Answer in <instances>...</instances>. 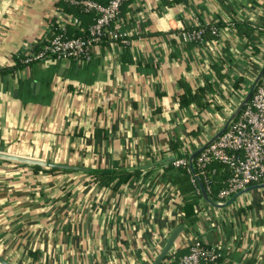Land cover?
Here are the masks:
<instances>
[{"label":"crops","instance_id":"obj_1","mask_svg":"<svg viewBox=\"0 0 264 264\" xmlns=\"http://www.w3.org/2000/svg\"><path fill=\"white\" fill-rule=\"evenodd\" d=\"M66 3L0 0V150L76 168L34 173L0 158V258L152 264L181 225L174 248L190 237L218 251L215 264H264V187L220 198L202 185L205 199L172 166L214 139L264 67V0H130L112 26L126 43L95 45L88 61L24 63L73 19ZM236 22L263 28L238 37ZM199 26L219 34L178 37ZM185 93L201 96L182 105ZM104 170L138 174L116 189L88 174ZM186 252L169 251L170 264Z\"/></svg>","mask_w":264,"mask_h":264},{"label":"built area","instance_id":"obj_2","mask_svg":"<svg viewBox=\"0 0 264 264\" xmlns=\"http://www.w3.org/2000/svg\"><path fill=\"white\" fill-rule=\"evenodd\" d=\"M130 0H109L107 5H101L91 0H70L74 6L92 11L95 15L93 24L88 29L85 38H68L65 26L75 25L78 21L68 20L64 27H59L57 34L50 37L40 50L24 60V63L37 61H88L95 45L107 39L110 44L117 41L126 43L124 35H118L115 25L121 8ZM203 27L190 28L178 33V37L185 43L205 44ZM213 37L219 34L218 28H209ZM207 43V42H206ZM264 48V47H263ZM264 53V50L262 49ZM253 85V84H252ZM252 87V86H251ZM213 163L225 165L231 176L227 185L219 192L220 198L238 193L248 187L264 184V74L254 85L251 97L239 112L238 116L227 128L209 145L204 146L192 162V173L189 162L185 158L172 162L174 168H185L193 176L191 183L195 186L196 178L203 179L204 190L209 192L210 180L204 175L207 168ZM201 240L188 237L179 247H173L169 255H175L179 249L185 248L186 254L180 257L176 264H204L203 260L216 263L220 254L214 247L207 249ZM177 249V250H175ZM174 259L166 258L170 264Z\"/></svg>","mask_w":264,"mask_h":264},{"label":"trees","instance_id":"obj_3","mask_svg":"<svg viewBox=\"0 0 264 264\" xmlns=\"http://www.w3.org/2000/svg\"><path fill=\"white\" fill-rule=\"evenodd\" d=\"M91 1H94V2L101 4V5H107V3L109 2V0H91ZM174 1H178V0H174ZM64 12L66 14L72 16L73 18H75L79 22V25H78L79 28L77 31H75V33L72 37L73 38H78V37L85 38L88 35V29H89L90 25L93 24L92 19H91V22H90V19L88 20V17L91 18V15H94L93 12L92 11H86L83 8L71 5L69 3L68 4L66 3V9ZM79 20H82L83 23H81V21H79ZM93 22H94V20H93ZM263 25L259 24V25H256V27H255V25H251L248 23L236 22L235 27L233 29H235L236 36L248 38V37H251L252 35H254V33L256 31H261L262 30L261 28L264 27ZM59 31L60 30L55 29L53 31V33L51 34V37L54 36L55 34H57ZM209 33H210V30L205 29L204 30V37H205V35H208V37H209V35H210ZM47 41L48 40H46L44 42V44ZM107 41H108L107 39L103 40V42H107ZM20 66H22V65L17 62L15 67L19 68ZM12 69H14V67ZM200 96L196 95V94H194L192 96L188 93H185L182 97H180L181 98V104L182 105H188L193 101L199 100ZM30 167L32 168V171L34 173L41 172V171L52 173V174L69 172V170H67V169L57 168V167H41L38 165H31ZM183 169L186 172V170H187L186 167L185 168L183 167ZM194 172L197 173V170L195 168H194ZM88 174L93 179V181H95L96 183L102 184V185H108V186L111 185V187L117 189V188L122 187L133 176H136L138 173L130 172L127 170H118V171H106V170H104V171H89ZM187 174L190 175V173H187ZM204 175H206L210 180V185H209L210 191L208 192V195L211 196L212 193L217 192L219 190L221 191L227 185V180L231 176V171L225 165H222L220 163H213L207 168V170L204 172ZM200 182L204 186V184H203L204 182H203L202 178H200ZM196 211H197L196 206L190 205L189 207H186L185 211H184L183 218H182L183 222L188 221L189 218L191 216H193ZM205 247L207 249L209 248L208 246H205ZM203 261H204V264H215L213 262H209L206 260H203Z\"/></svg>","mask_w":264,"mask_h":264},{"label":"water","instance_id":"obj_4","mask_svg":"<svg viewBox=\"0 0 264 264\" xmlns=\"http://www.w3.org/2000/svg\"><path fill=\"white\" fill-rule=\"evenodd\" d=\"M263 74H264V67L261 69V71L258 74V76L256 77L252 87L248 91L247 95L245 96V98L243 99V101L241 102V104L239 105L237 110L233 113V115L227 121L225 127L207 145L211 144L227 128V126L237 117L239 112L242 110V108L249 101V99L251 97V94H252V91H253L254 85H256V83L262 78ZM199 152L200 151H197L192 157H190L189 166H190L191 169H192V160L194 159V157ZM0 158L4 159V160H7V161L24 163V164H28V165H38V166H41V167H57V168H64V169H69V170H76V168H74V167H67V166H61V165H56V164L43 163V162H39V161H34L32 159H27V158H23V157H18V156L6 154V153H3L2 150H0ZM192 173L194 174L193 169H192ZM195 178H196V182H197V184L199 186V189H200V191L202 193L203 198L206 199V193L203 190V187H202V184H201L200 180L197 177H195ZM263 187H264V184H260V185L254 186L252 188H263ZM248 189H246V190H248ZM182 230H183L182 226L180 225V226H178L177 228H175L171 232V234H170L168 240L166 241L163 249L161 250L160 254L156 257V259L153 261L152 264H161L163 262V260H165V258L167 257L169 251L175 246V242L178 239V237H179L180 233L182 232ZM0 264H9V263L6 262L4 259L0 258Z\"/></svg>","mask_w":264,"mask_h":264}]
</instances>
